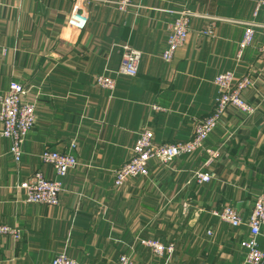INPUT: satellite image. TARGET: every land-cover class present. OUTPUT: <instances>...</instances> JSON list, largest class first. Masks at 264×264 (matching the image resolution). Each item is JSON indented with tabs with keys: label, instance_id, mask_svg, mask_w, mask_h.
<instances>
[{
	"label": "crops",
	"instance_id": "1",
	"mask_svg": "<svg viewBox=\"0 0 264 264\" xmlns=\"http://www.w3.org/2000/svg\"><path fill=\"white\" fill-rule=\"evenodd\" d=\"M257 1L134 0L126 13L93 2L78 30L68 21L84 0H0V43L8 49L0 58V95L12 82L23 84L37 117L20 163L0 122V225L21 232L19 240L0 235V264H52L64 252L78 264H119L121 255L134 264H245L240 242L249 228H232L211 212L231 206L247 222L264 192V11L254 18ZM185 9L198 17L166 63L170 26ZM209 18L258 24L241 59L245 28L217 21L206 37ZM126 44L142 52L133 78L115 75ZM225 72L251 81L244 97L254 113L223 116L205 143L220 151L219 160L205 168L202 150L169 168L151 162L147 177L117 189L114 173L130 160L139 133L152 131L157 144L190 141L213 112L214 79ZM101 74L116 78L114 92L96 88ZM45 150L73 154L78 165L60 178L42 162ZM199 170L212 181L197 184ZM36 172L62 182L58 206L25 202L18 187ZM141 239L174 242L177 250L161 258ZM258 242L264 251V228Z\"/></svg>",
	"mask_w": 264,
	"mask_h": 264
},
{
	"label": "built area",
	"instance_id": "2",
	"mask_svg": "<svg viewBox=\"0 0 264 264\" xmlns=\"http://www.w3.org/2000/svg\"><path fill=\"white\" fill-rule=\"evenodd\" d=\"M93 2L101 4L115 5L120 12L126 13L133 6L134 0H84L82 8H77L69 18L68 26L82 30L88 22L86 8ZM264 11V0H258L255 5L254 18L260 11ZM197 14L190 10H182L177 13V17L170 26L168 45L162 54V59L166 63H171L177 51L183 47L189 38L190 23ZM212 23L203 31L206 37L215 35L214 22L223 21L245 28L244 37L239 45L238 59L243 57L244 51L250 47L255 38L258 24L255 21L241 22L231 20H220L209 18ZM264 66V47L260 49ZM8 55V49L0 43V58ZM142 59V52L136 50L129 44L122 47V64L115 72L117 77L133 78L138 75L139 65ZM95 86L101 90L114 92L117 86L116 78L107 74L98 75L95 79ZM217 88L215 108L213 112L199 122L193 138L185 143L178 144H157L155 135L150 130L139 133L133 146L132 155L127 164L114 173V185L117 189L122 188L128 181L136 178L147 177L149 175L150 163L156 162L162 167L169 168L172 163L185 156H193L199 151L205 150V143L214 132L223 116L228 110H234L247 115L254 113V108L245 100L244 93L252 86L249 79L237 80L232 72L219 74L214 79ZM28 89L20 83L12 82L4 94L0 95V122L2 124L1 136L11 141L10 152L17 163H20L23 156V145L27 136L36 126V105L24 101L28 94ZM155 111H164L155 106ZM75 146H73L74 148ZM207 160L205 168L214 165L220 158L219 150H205ZM43 163L52 166L56 175L60 178L66 177L69 170L78 165V161L73 154L61 153L57 151L45 150L41 154ZM194 181L199 184H208L212 181V175L204 170H199L193 174ZM18 190L24 193L25 202L28 204H42L46 206H58L60 195L63 192V184L46 178L41 172H36L26 181L21 183ZM212 216L218 218L222 223L239 228L246 225L249 228V237L240 242V246L245 250V264H264V251L261 250L258 238L264 228V192L261 194L253 207L247 222H244L240 214L231 206H225L220 210H213ZM1 236H11L16 240L21 238L18 229L6 225H0ZM211 235V232H209ZM140 244L149 249L158 257H172L177 245L174 242L163 244L156 239H141ZM52 264H78L65 252L56 256ZM119 264H134L130 257L121 255Z\"/></svg>",
	"mask_w": 264,
	"mask_h": 264
}]
</instances>
